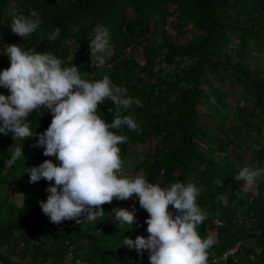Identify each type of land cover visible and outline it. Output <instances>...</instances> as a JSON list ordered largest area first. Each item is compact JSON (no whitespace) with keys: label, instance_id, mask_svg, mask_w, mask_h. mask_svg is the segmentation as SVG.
<instances>
[{"label":"trees","instance_id":"1","mask_svg":"<svg viewBox=\"0 0 264 264\" xmlns=\"http://www.w3.org/2000/svg\"><path fill=\"white\" fill-rule=\"evenodd\" d=\"M30 10L37 11L42 23L35 33L23 38L5 22L13 12L27 15ZM154 18L163 23L172 19L174 38L162 29L160 39L151 40L148 33ZM97 25L110 32L113 51L104 60L109 64L110 79L142 105L133 104L127 110L142 131L122 127L120 131L128 140L119 145L121 158L131 145L146 146L153 140L152 146L138 151L133 170L142 168L150 183L162 187L189 179L203 187L197 202L208 218L198 231L202 237L215 232L208 264H215L211 254H220L235 241L250 237L257 246L242 243L237 258L229 257L225 264H264V181L259 182L260 195L253 197L251 192L239 191L243 180L234 179L242 168L240 148L249 150V165L264 167V140L250 133L256 126L253 122L227 125L228 112L213 106L211 98L224 108L228 103L206 90L211 77L242 85L248 93L241 105L245 115H260L264 123V0H0V70L10 66V58L4 54L8 44L17 43L25 50L48 51L60 58L63 66L75 63L86 80L102 79L105 75L102 70L95 73L101 66L91 62L90 52V38ZM57 27L59 37L47 40ZM187 27L195 37L181 39V31ZM64 40H72L76 49L70 59L63 51ZM184 61L189 63L181 65ZM0 93L10 94L2 86ZM199 105L207 112L214 109L218 122H202L207 113L200 111ZM109 107L114 109L107 99L98 106L110 122ZM40 111L42 115L33 111L28 118L36 128H48L52 113ZM256 128L261 131L259 125ZM33 141L34 137L15 141L11 133H0V264H22L9 251L29 253L31 264H150L147 250L137 252L122 244L125 236L135 240L147 230L148 213L135 195L125 200L114 198L103 205V217L80 223L65 220L54 224L33 207L36 196L46 201L49 193L45 189L50 184L45 179H22L28 168L42 163ZM19 144L23 156L9 167L7 161ZM48 159L60 163L55 156ZM13 187L17 193L14 199L10 197ZM133 205L135 221L127 228L115 219V211H131ZM169 208L176 211L171 205Z\"/></svg>","mask_w":264,"mask_h":264},{"label":"clouds","instance_id":"2","mask_svg":"<svg viewBox=\"0 0 264 264\" xmlns=\"http://www.w3.org/2000/svg\"><path fill=\"white\" fill-rule=\"evenodd\" d=\"M8 22L14 34L26 38L39 29L42 20L36 10H30L27 15L13 12L5 23ZM93 32L91 59L102 64L110 32L103 25L94 27ZM59 35L57 27L47 35V40L54 41ZM4 54L10 58V66L0 70V86L10 94L0 93V133H11L15 141L21 142L36 136V146L43 148V155L55 156L60 162L46 159L27 170L30 182H50L45 189L49 193L46 201H40L50 222L93 221L103 217L104 204L135 195L140 207L149 214L145 221L148 235H138L135 240L125 236L124 246L137 252L147 250L150 264H208L214 240L211 236L202 237L198 231V226L208 218L197 202L203 187L191 179L162 187L160 183H150L144 175L133 177L123 171L119 145L126 143L128 137L120 130L126 126L133 132L142 131L127 114L133 104L142 106L141 101L128 95L127 89L115 84L108 75L95 81L82 78L75 63L63 66V61L48 51L25 50L12 43ZM106 99L114 105V109L108 108L113 116L110 122L98 108ZM41 109L50 111L52 120L44 132L37 134L28 117L33 111L42 115ZM21 144L15 147L7 166L23 156ZM234 179L245 182L239 191L258 197L264 167L246 165ZM115 219L131 228L135 205L131 211L118 208ZM218 255H210L215 264L219 262L213 257Z\"/></svg>","mask_w":264,"mask_h":264},{"label":"rangeland","instance_id":"3","mask_svg":"<svg viewBox=\"0 0 264 264\" xmlns=\"http://www.w3.org/2000/svg\"><path fill=\"white\" fill-rule=\"evenodd\" d=\"M170 8L172 9L173 8V5H170ZM129 14L131 15L132 12H129ZM171 20L170 18L167 19V21H165L164 23L161 21V20H156V18H154V21L151 22V26H150V32L148 33V37L153 40L154 42H157L160 37H161V30L164 29L165 30V33H167L171 38H174L175 36V31H174V28L171 26ZM190 27V26H189ZM182 36H181V39L183 38H186V37H195V32L191 29H189L188 27L186 29H183L182 31ZM63 51L65 50L66 53V59L67 58H71L74 53L76 52V49H75V46H74V43L72 40H64L63 42ZM113 51V47L112 45L109 44L107 50L103 53L105 59L106 57H108ZM128 51H132V48L130 50H127L126 52L128 53ZM62 52V51H61ZM99 55V54H98ZM138 58L140 59V61L142 62L143 59L142 57L138 56ZM91 62L96 64V65H100L101 66V69L98 70L97 74H101L100 71L102 70L103 74L104 75H108L109 76V64H105L102 63H98L96 61L95 58L91 59ZM189 63V61H184L182 62L181 65H187ZM167 70V69H165ZM211 77V76H210ZM99 78H97L98 80ZM206 90L208 92H210L214 97H217L219 99H224L226 100V102L228 103V106L227 108H224L222 106H219V104H216V102H214V100L211 98V101L213 103V106H215L218 110L222 111V112H228V118L226 119V124L227 125H230V124H240L242 121H250V122H253L256 126H260L261 127V131H258L256 126L255 128L252 127V130L250 131L251 134L255 135V137L259 138V139H262L264 140V123L262 122V116L260 115H257V116H254V117H247L245 115L246 111L244 110V108L241 107L242 105V101H246L247 98H248V93L246 91L245 88L242 87V85L240 84H232L229 82V79H226L225 80V83H222L220 82L216 77H211V80L210 82L207 84L206 86ZM199 110L200 111H205L204 113H207L206 115L202 116L201 117V121L203 122H206L207 124H211L212 122H218V116L215 115L213 113V110H210V112L206 111L204 106L202 105H199L198 106ZM220 108V109H219ZM44 127L42 128H35V132L37 134L39 133H42L44 132L47 128L45 127V129H43ZM34 137V141H33V145H34V149H38L40 150L41 152V155H42V162L46 159H48V157L44 156L43 155V148L42 147H37L36 146V139L37 137L36 136H33ZM153 140H150L146 146L144 144L143 145H131L130 148L127 150L125 156L122 158V161H123V171L125 174L127 175H130V176H136V175H144V170L142 168H140L139 170H137L136 172L133 170L134 166H135V163L138 161L139 159V154H138V151L141 150V149H147L149 148L150 146L153 145ZM247 144H249V141L246 142ZM249 150H245L243 148H240L238 149V152L241 153L242 155V158L239 161V165L241 167H244L246 165H249ZM22 179L27 181L29 180L30 182V174L27 173V174H22ZM245 182L241 183L242 185H244ZM10 197L12 199L15 198V196L17 195L14 187L11 188V192H10ZM223 199V197L221 198ZM40 201L41 200V196H36L33 198L32 200V205L34 208H37V210H40L41 212L42 209H41V206H40ZM176 211H174L175 213ZM211 233V237L214 238L215 236V232L214 231H210ZM143 236H147L148 235V232L147 230L144 232V234H141ZM244 243L247 244V245H253V246H257L256 244V241H255V238L254 237H250V238H247V239H244ZM9 253L11 254L12 258L13 259H16L18 261H20L22 264H31V260H30V257H29V253H26L25 255H21V254H17V253H13V252H10Z\"/></svg>","mask_w":264,"mask_h":264},{"label":"built area","instance_id":"4","mask_svg":"<svg viewBox=\"0 0 264 264\" xmlns=\"http://www.w3.org/2000/svg\"><path fill=\"white\" fill-rule=\"evenodd\" d=\"M242 243H244L242 240L235 241V243L232 246H230L229 248L225 249L218 256L213 257V260L215 262H221L222 264H225L226 260L229 257L237 258L239 247L242 245ZM257 250H259V249L257 248Z\"/></svg>","mask_w":264,"mask_h":264}]
</instances>
